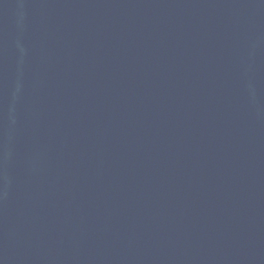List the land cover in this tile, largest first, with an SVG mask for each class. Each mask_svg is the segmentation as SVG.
Here are the masks:
<instances>
[{
  "label": "water",
  "instance_id": "obj_1",
  "mask_svg": "<svg viewBox=\"0 0 264 264\" xmlns=\"http://www.w3.org/2000/svg\"><path fill=\"white\" fill-rule=\"evenodd\" d=\"M0 264H264V0H0Z\"/></svg>",
  "mask_w": 264,
  "mask_h": 264
}]
</instances>
